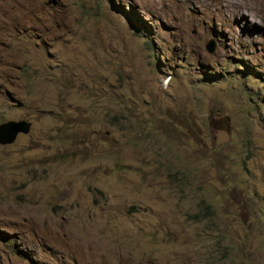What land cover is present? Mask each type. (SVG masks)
<instances>
[{
    "label": "rangeland",
    "instance_id": "rangeland-1",
    "mask_svg": "<svg viewBox=\"0 0 264 264\" xmlns=\"http://www.w3.org/2000/svg\"><path fill=\"white\" fill-rule=\"evenodd\" d=\"M263 5L0 0V264H264Z\"/></svg>",
    "mask_w": 264,
    "mask_h": 264
},
{
    "label": "water",
    "instance_id": "water-1",
    "mask_svg": "<svg viewBox=\"0 0 264 264\" xmlns=\"http://www.w3.org/2000/svg\"><path fill=\"white\" fill-rule=\"evenodd\" d=\"M207 53H212L213 45L206 48ZM30 124L25 120L6 121L0 124V146L11 144L17 135H25L29 132ZM226 130V129H225Z\"/></svg>",
    "mask_w": 264,
    "mask_h": 264
},
{
    "label": "bare ground",
    "instance_id": "bare-ground-1",
    "mask_svg": "<svg viewBox=\"0 0 264 264\" xmlns=\"http://www.w3.org/2000/svg\"><path fill=\"white\" fill-rule=\"evenodd\" d=\"M260 4H261V3H260ZM234 5H235V4H234ZM236 5H237V4H236ZM237 6H238V5H237ZM237 6H236V7H237ZM263 6H264V5H263ZM234 9H235V8H234ZM262 13H263V12H262Z\"/></svg>",
    "mask_w": 264,
    "mask_h": 264
}]
</instances>
